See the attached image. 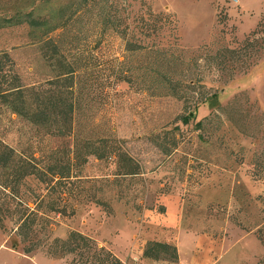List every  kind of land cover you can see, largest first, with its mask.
I'll list each match as a JSON object with an SVG mask.
<instances>
[{"label":"rangeland","instance_id":"rangeland-1","mask_svg":"<svg viewBox=\"0 0 264 264\" xmlns=\"http://www.w3.org/2000/svg\"><path fill=\"white\" fill-rule=\"evenodd\" d=\"M101 1L107 2L106 7L113 0ZM114 1L123 17L139 16L145 7L154 14L171 15L175 44L186 57L204 45L212 50L233 48L258 22H264V0ZM102 6L96 1L93 8L85 9L83 0H0V53L10 58L11 72L23 85L36 86L57 75L62 63L76 67L73 79L79 104L74 135L94 145L99 139L106 140V145H119L141 168L134 178L115 177V161L88 157L77 171V184L65 190L74 214L62 217L40 209L38 239H63L75 231L109 251L120 264H174L143 259L141 253L149 241L174 246L173 228L164 224L175 217V264H190L202 255L212 260L210 264H256L264 255L256 237L259 229L264 236V173L259 179L252 176V163L264 162V52L255 66L245 75H236L215 100L198 106L194 121L181 125L176 120L180 102L150 97L124 83H109L108 70L113 60L120 59L122 43L101 30L97 11ZM62 22L63 29L59 28ZM159 40L172 42L165 31ZM94 46L91 54H85ZM86 57L89 65L84 67ZM235 95L241 97L243 118L235 116L238 108L231 106L217 112L220 125L201 132L206 140L201 142L195 122L214 112L217 103L225 107ZM160 130L171 132L157 143L171 136L178 140L168 158L150 138ZM0 142L44 159L59 157L56 151L70 144L3 106ZM24 188L30 194L45 195L32 180ZM89 198L105 202L108 210ZM162 198L169 202L168 212L163 208L160 213ZM14 231L13 221L5 220L0 229V264H72L71 256L52 259L42 248L24 254ZM184 234L193 238L192 249Z\"/></svg>","mask_w":264,"mask_h":264},{"label":"trees","instance_id":"trees-1","mask_svg":"<svg viewBox=\"0 0 264 264\" xmlns=\"http://www.w3.org/2000/svg\"><path fill=\"white\" fill-rule=\"evenodd\" d=\"M99 7L98 24L101 30L117 36L122 45L120 59L113 60L108 70L110 84L124 83L136 92L150 97H170L181 103V114L176 117L181 125L194 121L198 106L210 99H216L223 87L236 75H245L255 66L264 52V22L260 21L233 48L219 46L212 50L201 46L189 52V56L175 44V20L169 14H154L149 7L139 16L126 17L118 11L117 2L83 0V8ZM82 5H79L81 7ZM106 9V10H105ZM59 28H64L62 22ZM167 32L172 42L162 43L159 40L162 32ZM98 43L100 41L98 40ZM96 49L86 50L91 54ZM85 65H89L85 58ZM95 63V62H94ZM58 74L43 84L25 86L17 75L11 72L12 62L6 53H0V106L14 116L43 129L45 133L60 139H68L70 144L57 152L59 157L50 156L34 158L23 151H17L0 142V229L5 220H12L15 235L22 244V252H31L42 248L44 255L52 259L71 256L72 264H120V261L109 251L96 244L88 237L69 231L65 238H45L39 240L37 221L39 210L66 217L74 214L73 206L65 193L66 186H75L79 181L77 171L86 163L88 157L95 160L115 161V177L134 178L141 173L139 164L121 146L106 145V140L80 139L74 135V118L79 104L78 93L73 79L76 67L71 64H60ZM238 96L225 107L218 103L214 112L195 122L198 139L205 142L201 132L208 131L215 123L220 125L217 112L229 106L238 108L235 116L243 118ZM232 123L237 119L227 118ZM57 126H59L57 128ZM171 131L160 130L152 134L151 140L170 134ZM161 138L160 140H163ZM178 140L154 142L157 151L168 158L177 147ZM264 162L253 161L252 176L259 179L264 173ZM42 186L44 196L30 194L24 187L29 181ZM89 202L108 210L105 202L89 198ZM31 204L32 207L28 205ZM163 213V207L159 208ZM256 236L264 249V236L260 229ZM260 235V236H259ZM141 257L152 261L166 260L176 263V248L167 243L149 241L142 248ZM264 264V255L256 262Z\"/></svg>","mask_w":264,"mask_h":264},{"label":"crops","instance_id":"crops-1","mask_svg":"<svg viewBox=\"0 0 264 264\" xmlns=\"http://www.w3.org/2000/svg\"><path fill=\"white\" fill-rule=\"evenodd\" d=\"M164 201H165V198H162L161 199V202H162L161 206L166 210V212H168L167 204H169V202L166 200L167 203H165ZM164 226L167 227L168 229H170L169 227L173 228V230H172L173 231L172 243H173L174 247L176 248V218L174 217L172 221L167 222L166 224H164ZM182 236H183V239L185 240V242L189 243L188 244L189 249H192V247L194 246L193 238L190 236H187L186 234H184ZM177 251H178V259L181 260L180 247H178ZM211 261L212 260L209 259L206 255H202L199 258H193L192 260H190V264H210Z\"/></svg>","mask_w":264,"mask_h":264},{"label":"built area","instance_id":"built-area-1","mask_svg":"<svg viewBox=\"0 0 264 264\" xmlns=\"http://www.w3.org/2000/svg\"><path fill=\"white\" fill-rule=\"evenodd\" d=\"M229 1H231V2H233V3H236V2H237V0H229Z\"/></svg>","mask_w":264,"mask_h":264}]
</instances>
